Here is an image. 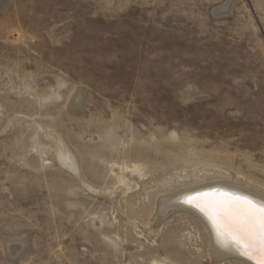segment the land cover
<instances>
[{"label":"rangeland","instance_id":"1","mask_svg":"<svg viewBox=\"0 0 264 264\" xmlns=\"http://www.w3.org/2000/svg\"><path fill=\"white\" fill-rule=\"evenodd\" d=\"M0 2V264H242L156 209L213 181L264 195V0Z\"/></svg>","mask_w":264,"mask_h":264},{"label":"bare ground","instance_id":"2","mask_svg":"<svg viewBox=\"0 0 264 264\" xmlns=\"http://www.w3.org/2000/svg\"><path fill=\"white\" fill-rule=\"evenodd\" d=\"M235 0H227L228 4L216 11L215 14H226L231 13V6ZM4 2V1H3ZM6 4V3H5ZM2 3L0 2V9H2ZM83 93L78 92L71 101V107L78 108L83 104L84 96ZM59 159L61 163L68 167L69 169L75 171L77 169L74 158L69 155L67 152L61 151L59 154ZM121 181L125 182V177H121ZM203 190H209L208 193L220 196V195H231L238 196L241 198L247 197L251 199L256 205L264 206V195L258 193L254 190H251L247 187L233 183L230 181H213L210 183H205L202 185L194 186L187 188L181 192H178L171 197L163 199L162 202L157 206L158 218L155 222L156 225L166 221L164 216L159 214L163 213L164 215H169L173 211H184L192 216V218L200 224L206 232L208 245L211 250V258L215 263H222L225 260L233 259L242 264H254L256 260L259 259L258 255L252 256L251 261L247 260L242 256H246L250 259L249 255L243 253V250L238 247L236 244L237 238L228 232L218 236L217 229L214 226L212 220L206 214V212L201 211L200 208L193 206L192 204L185 203L190 197H195V194H201ZM24 192V191H23ZM20 194V193H19ZM22 195V194H21ZM182 202V204L180 203ZM157 217V215H156ZM154 224V225H155ZM156 227V226H155ZM18 242V243H17ZM31 247L30 239H25L22 241L15 240H4V248L7 258L13 262H16L22 253H25ZM18 262V261H17ZM16 262V263H17Z\"/></svg>","mask_w":264,"mask_h":264},{"label":"snow or ice","instance_id":"3","mask_svg":"<svg viewBox=\"0 0 264 264\" xmlns=\"http://www.w3.org/2000/svg\"><path fill=\"white\" fill-rule=\"evenodd\" d=\"M206 212L217 229V235L233 234L243 253L258 255L256 264H264V206L251 199L205 193L185 200Z\"/></svg>","mask_w":264,"mask_h":264},{"label":"water","instance_id":"4","mask_svg":"<svg viewBox=\"0 0 264 264\" xmlns=\"http://www.w3.org/2000/svg\"><path fill=\"white\" fill-rule=\"evenodd\" d=\"M209 192V190H203L202 192H200L201 194H205V193H208ZM198 194V193H197ZM197 194H195V195H197ZM214 194V193H213ZM181 204H182V202H180ZM236 244L238 245V247L241 249V247L239 246V244H238V242H236ZM241 257H244V258H246L247 260H249V261H251V258L249 259L248 257H246V256H242L241 255ZM254 264H256V263H254Z\"/></svg>","mask_w":264,"mask_h":264}]
</instances>
